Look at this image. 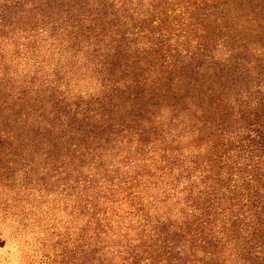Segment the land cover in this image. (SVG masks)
Returning <instances> with one entry per match:
<instances>
[{
	"label": "trees",
	"instance_id": "obj_1",
	"mask_svg": "<svg viewBox=\"0 0 264 264\" xmlns=\"http://www.w3.org/2000/svg\"><path fill=\"white\" fill-rule=\"evenodd\" d=\"M12 142L84 180L87 264H264V0H0Z\"/></svg>",
	"mask_w": 264,
	"mask_h": 264
},
{
	"label": "rangeland",
	"instance_id": "obj_2",
	"mask_svg": "<svg viewBox=\"0 0 264 264\" xmlns=\"http://www.w3.org/2000/svg\"><path fill=\"white\" fill-rule=\"evenodd\" d=\"M48 50L31 63L44 62ZM64 170L63 160L51 159L43 148L19 142L0 147V264H87L81 251L92 235L94 201L84 180ZM120 188H108L115 198L108 215L125 213L122 201L129 192Z\"/></svg>",
	"mask_w": 264,
	"mask_h": 264
}]
</instances>
